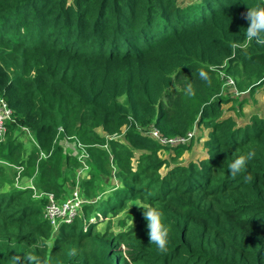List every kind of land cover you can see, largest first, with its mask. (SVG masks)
<instances>
[{
	"label": "trees",
	"instance_id": "1",
	"mask_svg": "<svg viewBox=\"0 0 264 264\" xmlns=\"http://www.w3.org/2000/svg\"><path fill=\"white\" fill-rule=\"evenodd\" d=\"M258 3L0 0V98L12 111L0 141V264H264V111L244 126L223 119L229 98L218 75L241 92L264 90V47L245 46L242 16ZM182 76L184 90L170 94ZM150 126L166 137L209 129L204 155L179 161L192 140L163 147L141 135ZM61 137L86 147L87 172L78 176ZM249 151L246 183L227 165ZM15 166L23 167L17 186ZM29 183L57 201L77 187L84 203L76 218L54 232ZM136 202L163 212L166 252L148 243L135 205L127 215L135 226L120 237L95 230Z\"/></svg>",
	"mask_w": 264,
	"mask_h": 264
},
{
	"label": "built area",
	"instance_id": "2",
	"mask_svg": "<svg viewBox=\"0 0 264 264\" xmlns=\"http://www.w3.org/2000/svg\"><path fill=\"white\" fill-rule=\"evenodd\" d=\"M219 79L222 82L223 91L231 94L232 97L238 98L240 97L241 92L236 87L235 80L227 75L224 71H218ZM12 111L7 107L6 103L3 99L0 98V141L4 139L6 128L5 123L11 120ZM28 136H30V132L27 129H22ZM59 132H63L62 129L58 130ZM194 131L188 133L185 137H166L163 136L158 129L154 126H150L145 130H141L140 133L142 136H145L159 145L163 147H174L178 145L188 144L191 140H193ZM71 138L67 137V140ZM70 141V140H69ZM73 152H76L77 156H74L79 162L78 168V176L82 173H85L89 170V166L87 163L88 154L86 151V147L79 142L76 141V144L73 145ZM49 157V154H45L40 152V159H46ZM17 175L15 178L16 186L19 182V177L21 172L23 171V167L15 166L14 167ZM28 189L33 192V198L45 199V207H44V218L49 222L53 231L56 232L58 227L61 224H70L78 215V212L83 205L84 201L80 197V192L76 187L72 190L70 196L63 200L57 201L56 197L51 192H38L35 187L29 183Z\"/></svg>",
	"mask_w": 264,
	"mask_h": 264
},
{
	"label": "rangeland",
	"instance_id": "3",
	"mask_svg": "<svg viewBox=\"0 0 264 264\" xmlns=\"http://www.w3.org/2000/svg\"><path fill=\"white\" fill-rule=\"evenodd\" d=\"M71 1V0H70ZM184 3H188L191 0H183ZM184 77H180L179 79L174 80V83L172 85V87L169 89V93L170 94H175L178 92H181V90H184ZM263 88H257V90L253 91V92H241L243 94L240 95V97L238 98H233L231 94H228L227 92L223 91V87L221 89V95L222 98H229V102L226 104L221 105V113H222V118H228V117H232L234 118V116L236 118H234L237 122H241V121H245V119L249 118L251 114H255V113H259L261 112V106L259 105L261 102V98H262V94H263ZM228 95H230V97H228ZM251 95H253L251 97ZM175 98V97H173ZM225 100V99H224ZM165 102L166 99H165ZM172 103V102H171ZM232 104V105H231ZM239 117H241V119H239ZM126 130V129H125ZM101 135H104V133H102V131L100 129L97 130ZM193 140H192V149L189 152H186L183 154V156H181L178 160L179 161H184L186 159L189 158H196L198 156V152L200 150V146H201V142H200V138L204 137L206 138L208 133H209V129L205 128V127H200V128H196L193 130ZM122 134V133H121ZM117 135L116 137L121 136ZM124 136V134L122 135V137ZM23 142L24 143H29V137L28 135H23ZM120 137L118 138V140H120L121 143L126 144V142L124 141V139ZM60 142V146L63 149V154H70V155H76V152H73V145L74 143L72 141H65L63 137H61L59 139ZM75 140V138H74ZM28 147V146H26ZM28 149V148H27ZM137 151V150H136ZM134 154L135 159L137 158L138 154L135 152V150L132 151ZM173 152L171 150H163L160 153V158L167 160L168 162H170V164H172V157H173ZM135 159L132 160V166L135 167L136 162ZM64 172L66 171V168L63 167ZM166 169L162 168L160 170V172H164ZM63 180V178H62ZM112 180V179H111ZM60 183V185L63 184V181H61L60 175L59 177L56 179V183ZM113 183H115V181H112ZM108 184H110V181H108ZM68 186V185H67ZM43 190L48 191L49 189L48 186L44 185L43 186ZM138 203V202H136ZM131 204H128L127 208H125V210H123L120 213H112L110 214L107 218H104L102 220H104V222L97 224L96 227V231L100 232V233H111L115 236L120 237V234L122 232H125L128 228V226L130 227L131 224V219H128L127 215L131 212V210H129V213L127 212L128 207ZM135 209H139L138 207L134 206V208L132 207V210ZM95 222V221H93Z\"/></svg>",
	"mask_w": 264,
	"mask_h": 264
},
{
	"label": "clouds",
	"instance_id": "4",
	"mask_svg": "<svg viewBox=\"0 0 264 264\" xmlns=\"http://www.w3.org/2000/svg\"><path fill=\"white\" fill-rule=\"evenodd\" d=\"M243 18L248 21V27L244 29V43L245 46L255 45L258 47H264V5L258 3L252 7L247 6V12L242 14ZM233 47H238V42H233ZM202 77L203 72L200 74ZM187 96H195V90L191 83H188L185 89ZM255 157L254 151H249L246 154L237 156L227 167L230 175L236 178L239 175H243L244 181L251 182L253 177L250 174H245L247 170V164ZM210 159V157H209ZM135 205L142 210L143 219L146 221L148 243L156 246V249L164 253L167 251L169 244L170 229L164 224L163 212L144 202H138L131 204L130 208ZM130 226L134 228V217H132ZM76 250L72 249L68 255L74 256Z\"/></svg>",
	"mask_w": 264,
	"mask_h": 264
},
{
	"label": "crops",
	"instance_id": "5",
	"mask_svg": "<svg viewBox=\"0 0 264 264\" xmlns=\"http://www.w3.org/2000/svg\"><path fill=\"white\" fill-rule=\"evenodd\" d=\"M257 90V89H256ZM255 90V91H256ZM253 95H251V97H252ZM232 105V104H231ZM260 106H261V112H259V113H255V114H258V115H261L262 113H263V111H264V91H263V94H262V98H261V102H260V104H259ZM252 115H254V114H251L250 115V117L249 118H247V119H245V121H241V122H237L234 118H236L235 116H234V120H235V122H236V124L238 125V126H244L245 124H247V123H249V119L251 118V116ZM239 119H241V117H239ZM206 140V138H204V137H201L200 138V142L202 143L201 144V146H200V150H199V152L197 153L198 154V156L196 157V158H198V157H201L200 155H204V151L203 150H201L202 149V147H203V142ZM192 158V157H191ZM192 159H195V158H192Z\"/></svg>",
	"mask_w": 264,
	"mask_h": 264
}]
</instances>
